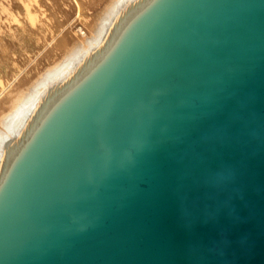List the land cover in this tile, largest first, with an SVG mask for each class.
Returning <instances> with one entry per match:
<instances>
[{
	"label": "water",
	"instance_id": "obj_1",
	"mask_svg": "<svg viewBox=\"0 0 264 264\" xmlns=\"http://www.w3.org/2000/svg\"><path fill=\"white\" fill-rule=\"evenodd\" d=\"M0 264H264V0H138L0 169Z\"/></svg>",
	"mask_w": 264,
	"mask_h": 264
},
{
	"label": "rangeland",
	"instance_id": "obj_2",
	"mask_svg": "<svg viewBox=\"0 0 264 264\" xmlns=\"http://www.w3.org/2000/svg\"><path fill=\"white\" fill-rule=\"evenodd\" d=\"M110 4L112 0H0V103L16 89L25 97L28 84L57 65L74 38L89 33V25Z\"/></svg>",
	"mask_w": 264,
	"mask_h": 264
},
{
	"label": "bare ground",
	"instance_id": "obj_3",
	"mask_svg": "<svg viewBox=\"0 0 264 264\" xmlns=\"http://www.w3.org/2000/svg\"><path fill=\"white\" fill-rule=\"evenodd\" d=\"M137 1L112 0L110 8L103 16L96 17L89 25V33L86 31L83 32L84 35L75 36L67 55L57 65L31 83L29 81V91L25 97L21 96L18 89L9 96L4 95L6 97L0 103V169L6 149L23 133L41 102L54 88L72 77L88 58L105 46L113 28Z\"/></svg>",
	"mask_w": 264,
	"mask_h": 264
}]
</instances>
